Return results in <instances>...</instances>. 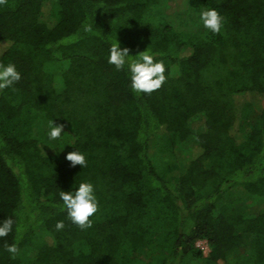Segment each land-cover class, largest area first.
I'll list each match as a JSON object with an SVG mask.
<instances>
[{
    "label": "trees",
    "instance_id": "obj_1",
    "mask_svg": "<svg viewBox=\"0 0 264 264\" xmlns=\"http://www.w3.org/2000/svg\"><path fill=\"white\" fill-rule=\"evenodd\" d=\"M161 1L0 4V63L22 74L0 89V223L14 221L0 264H139L156 244L166 255L148 264H234L245 251L264 264V0H187L224 17L219 33L200 22L194 34L153 21ZM117 40L165 63L160 89L131 90L107 62ZM40 120L71 131L84 168L35 135ZM85 180L99 207L82 229L59 192ZM236 186L245 211L226 202Z\"/></svg>",
    "mask_w": 264,
    "mask_h": 264
},
{
    "label": "clouds",
    "instance_id": "obj_2",
    "mask_svg": "<svg viewBox=\"0 0 264 264\" xmlns=\"http://www.w3.org/2000/svg\"><path fill=\"white\" fill-rule=\"evenodd\" d=\"M5 0H0L3 4ZM203 27L219 33L223 27L224 17L216 8L202 9L199 14ZM92 25H86L85 31H91ZM107 62L117 70H124L129 75L131 90L136 94H151L161 88L166 76V65L162 60H156L149 47L137 55H130L129 48H121L119 40L111 42L108 50ZM21 72L14 63H0V89L13 87L21 79ZM63 133V125H57L54 120L48 121L46 132L47 141H57ZM45 144L48 145L46 142ZM71 144V143H69ZM66 159L74 167L77 164L86 166V155L77 150L67 153ZM62 208L66 211L71 222L79 227L88 228L92 225V217L98 211V200L95 186L90 181H81L70 191L59 192ZM14 221L6 218L0 223V237H6L13 227ZM64 222L56 223L57 230L63 229ZM6 250L15 257L18 252L15 243L6 245Z\"/></svg>",
    "mask_w": 264,
    "mask_h": 264
},
{
    "label": "rangeland",
    "instance_id": "obj_3",
    "mask_svg": "<svg viewBox=\"0 0 264 264\" xmlns=\"http://www.w3.org/2000/svg\"><path fill=\"white\" fill-rule=\"evenodd\" d=\"M153 21L165 23L167 22L174 30L180 33L194 34L198 29L200 18L199 14L192 10L187 0H163L160 5L156 6L152 12ZM249 94H237L235 99L240 107L249 100ZM56 124V123H55ZM58 125V124H57ZM48 130V121L40 120L35 125L34 133L42 140H47L46 132ZM73 139L72 133L69 129L63 127V133L59 140L50 141L54 145L57 153L61 157L67 156L70 151V144ZM245 191L241 186L234 187L226 196V202L233 204L235 208L240 211L246 210V203L244 201ZM264 209V205L259 206ZM196 245L201 248L204 255L209 252V245L206 240H198ZM166 255V249L156 244L152 247L143 248L139 255V264L159 263ZM249 253L246 251L237 256H230L229 259L233 260L234 264H247ZM221 264L224 261H220Z\"/></svg>",
    "mask_w": 264,
    "mask_h": 264
}]
</instances>
